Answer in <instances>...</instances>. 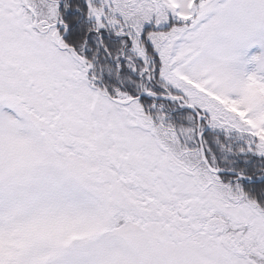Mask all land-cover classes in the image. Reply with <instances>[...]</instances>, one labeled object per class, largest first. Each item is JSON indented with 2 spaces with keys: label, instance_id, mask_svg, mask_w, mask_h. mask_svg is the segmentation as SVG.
I'll list each match as a JSON object with an SVG mask.
<instances>
[{
  "label": "snow or ice",
  "instance_id": "6c2138e0",
  "mask_svg": "<svg viewBox=\"0 0 264 264\" xmlns=\"http://www.w3.org/2000/svg\"><path fill=\"white\" fill-rule=\"evenodd\" d=\"M0 264H264V0H0Z\"/></svg>",
  "mask_w": 264,
  "mask_h": 264
}]
</instances>
